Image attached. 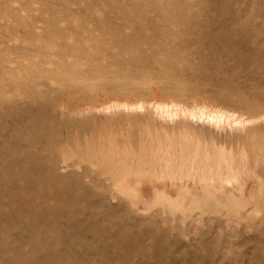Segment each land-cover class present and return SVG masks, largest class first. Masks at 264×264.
<instances>
[{"label": "rangeland", "instance_id": "374dc122", "mask_svg": "<svg viewBox=\"0 0 264 264\" xmlns=\"http://www.w3.org/2000/svg\"><path fill=\"white\" fill-rule=\"evenodd\" d=\"M124 103L134 108L111 107ZM161 103L248 121L215 127ZM248 132L264 135V0H0V264H264V201L225 206L201 199L203 182L173 185L183 173L163 171L170 152L149 168L159 144L188 137L228 141L242 159ZM245 147L264 185V153ZM233 164L246 191L258 187ZM199 168L187 175L211 174ZM229 183L212 188L239 196Z\"/></svg>", "mask_w": 264, "mask_h": 264}, {"label": "bare ground", "instance_id": "6f19581e", "mask_svg": "<svg viewBox=\"0 0 264 264\" xmlns=\"http://www.w3.org/2000/svg\"><path fill=\"white\" fill-rule=\"evenodd\" d=\"M166 11V13L169 15V16H171V14H172V9H169V10H165ZM105 18V17H104ZM102 21H103V19H102ZM100 22V21H99ZM179 22L180 23H183L184 24V22H185V20L184 19H179ZM99 24H102V22L101 23H99ZM98 24V25H99ZM106 24H108L107 22L105 23V25ZM152 26H154V24H151ZM103 26H104V24H103ZM139 27V26H138ZM103 28V27H102ZM153 29H155V27H153ZM104 30H105V27H104ZM111 31H112V29H110ZM110 31V32H111ZM108 32V31H107ZM110 32L108 33V34H110ZM102 33H103V31H102ZM107 34V33H106ZM107 36V35H106ZM111 37L110 38H112V39H116V40H118V41H120L123 45H131V44H135V45H137L138 43L136 42L137 40H138V35H136L135 37H124V38H122V36H123V34H122V32H121V30H119V29H116L115 31H113L112 32V34L110 35ZM60 53V52H59ZM61 54V53H60ZM242 102V101H241ZM163 103H165V102H163ZM163 103H161V104H159V105H157L156 106V108L159 110V111H161L162 113H165V114H168L169 116H172V114L173 115H178L179 113H181V111L183 112V113H186V115L187 114H189V116L191 117L192 116V118H196V117H198V119L200 118L201 120H202V117H207L208 118V121H211V122H213V124L215 123L217 126H215V124H214V126L215 127H218V124H221L222 122H224V121H226V122H229V121H231V122H229V124L230 123H232V122H234V125H241L242 123L244 124V123H246L248 120V118H245V117H243L242 115H240V114H236V113H232V112H230L229 110H227L226 108H223V107H219V108H215V109H207V107H201V106H199V108H188V107H185V106H182V107H180V108H177V109H175V111L174 112H172V113H170L169 112V110L168 109H170L171 107H173L174 105H170V104H168V103H166V104H163ZM116 106H118V107H122V106H124V107H131V108H134L131 104H128V103H124V104H113L111 107H116ZM201 107V108H200ZM165 116H167V115H165ZM196 116V117H195ZM179 117V116H178ZM189 120V119H188ZM205 120H207V119H205ZM250 120H251V118H250ZM249 120V121H250ZM252 120H253V117H252ZM251 120V123L253 122ZM225 122V123H226ZM249 123V122H248ZM247 123V124H248ZM253 124H255V123H253ZM226 125V124H225ZM245 125V124H244ZM222 126H224L223 125V123H222ZM243 126V125H242ZM247 126V125H246ZM43 127V126H42ZM248 127V126H247ZM247 127H245V128H247ZM219 129V128H218ZM228 129H229V127H228ZM240 129V128H239ZM244 129V128H243ZM221 130V129H220ZM223 130H226V129H223ZM233 130V129H232ZM236 130V129H235ZM251 130V129H250ZM249 130V131H250ZM254 130L257 132V130H256V128H254ZM243 131V130H242ZM248 131V130H247ZM252 131V130H251ZM260 131H261V129H260ZM244 132V131H243ZM250 132H248V134H249ZM240 134H242V133H240ZM255 133H252L251 132V134H249L248 136H247V134L246 135H243V136H245L244 137V140L245 141H243V145L244 146H242L241 144L242 143H239V145L240 146H242L243 148H241V149H243V151H242V155H243V157H242V159H237L236 158V156H235V154H236V151L238 150V148H240V147H236L237 148V150L235 149V147H234V149L236 150H234V152L235 153H233L232 151H231V153L232 154H229L228 155V157H227V148L226 149H223V148H225V145L228 143V141H227V143L226 144H224L225 142H223V144H224V146H223V144H221V147H220V144H219V142H218V144H219V146H217L215 143H213V142H211L212 144H214V145H212V146H209V145H205V143H204V147H199L202 143L199 141L200 139H198V140H193V138H191V137H188V138H186V139H182V141L181 142H179L177 145H173L172 143H169V144H167V145H164V144H159V146L156 148V150H155V152L157 153V156H158V158H157V160H153L150 164H149V168L151 167V168H154L155 169V167L157 166V165H161V166H163V163L166 161L165 160V158H164V154L165 153H167V152H170L171 154H172V156H173V160H172V163H171V160H170V167H166V168H164L163 169V171L165 170V169H167V168H171V167H175V166H178L179 168L176 170L175 168V170H176V173L175 174H178L177 172H182L183 174H182V176H177L176 178L175 177H171L172 178V183H173V185H176V183H177V179H182V178H187L188 180H190V179H193V180H195V182H203V185H204V189L206 190V194L201 198V199H204V201H208V202H215V203H217V204H221V203H224L225 204V206H231V205H235V204H237V205H242V206H247V205H251V206H253L252 207V210H256L257 209V207L260 205V202L261 201H264V185H263V183H262V180H261V178H259V180L260 181H258V179L257 178H255L251 173H252V171H251V169L248 167V162L246 161L247 160V151L246 152H244V147H245V145L248 147V149H250V151H251V153L253 154V155H258V154H261V153H264V135L262 136V134H260L259 136L258 135H254ZM237 135V134H236ZM235 135V136H236ZM234 136V137H235ZM239 136V135H238ZM243 136L241 137L242 139H243ZM216 137V136H215ZM237 137V136H236ZM235 137V138H236ZM239 137V138H240ZM218 138V137H217ZM220 138V137H219ZM224 138V137H223ZM234 138V139H235ZM215 138H212V140H214ZM233 139V138H232ZM242 139H240L241 141H242ZM236 140H237V138H236ZM239 140V139H238ZM205 141V140H204ZM234 141V140H233ZM232 141V142H233ZM235 143H236V141H235ZM238 143V142H237ZM209 144V143H208ZM229 144V143H228ZM230 145H231V143H230ZM166 146V147H165ZM223 146V147H222ZM234 146V145H233ZM229 147H231V146H228V148ZM247 147H245V150L247 149ZM233 148V147H232ZM193 150V152H194V154H198L199 153V159H196L195 157H190L191 155H190V152ZM229 150H231V148H229ZM240 150V149H239ZM171 156V155H170ZM264 158V157H263ZM170 159V158H169ZM168 160V159H167ZM233 162H238V164L239 163H241L242 165L244 164L245 165V167L248 169L247 171H246V173H247V175H249L251 178H253V180L254 181H257V182H260V183H257L258 184V187H260V189L258 188V190H257V188L255 187V188H253V189H256L257 191H254L253 189H252V187H251V189L253 190V192L251 191V189H249L250 191V194H248L249 192L248 191H246L247 190V184L245 183V181L243 182L242 180H241V177H240V174H239V172H238V170L236 169V167L234 166V164H233ZM166 163V162H165ZM27 164V163H26ZM26 164H24V165H26ZM167 164V163H166ZM28 165V164H27ZM165 165V164H164ZM199 165H201V166H203V168H204V170L206 169V170H209L210 172H211V174L210 175H205L203 172V170H202V172H200L201 174L200 175H198V176H195V175H187L188 173H192V170H191V168H194V167H196V168H199ZM198 166V167H197ZM237 166V165H236ZM122 167H126V164L125 165H123ZM144 167H145V165H144ZM147 167V166H146ZM160 167V166H159ZM164 167V166H163ZM163 167H160V168H163ZM150 168V169H151ZM26 169V168H25ZM128 169H130V168H128ZM158 168H156V170H157ZM200 169V168H199ZM131 170H133V169H131ZM141 170V169H140ZM149 170V169H148ZM173 170V169H172ZM172 170H169V171H171V173H172ZM197 170L198 169H196V172H197ZM136 171V170H135ZM152 171V170H151ZM150 171V172H151ZM155 171V170H154ZM153 171V172H154ZM162 171V172H163ZM168 171V170H167ZM243 171V170H242ZM138 172V171H137ZM143 172H144V170H143ZM148 172V171H147ZM161 172V174H163ZM164 172H166V170L164 171ZM174 172V171H173ZM195 172V173H196ZM170 173V172H169ZM194 173V174H195ZM158 174H160V173H158ZM30 175V174H29ZM129 175V174H128ZM128 175H126L125 177H127L128 178ZM164 175V174H163ZM260 176V175H259ZM123 178V184L124 185H126V184H129V185H132L131 184V182L129 181V179H126V178ZM260 177H262V176H260ZM34 179V178H33ZM131 179H132V175H131ZM11 180V179H10ZM15 180L16 179H13V181L15 182ZM19 180V179H18ZM151 180V179H150ZM153 181H154V179H152ZM156 180V179H155ZM164 180V179H163ZM183 180V179H182ZM187 180V181H188ZM220 181V183H221V186L223 185L224 186V184L225 183H227V182H230L229 184H233V187H235V189H236V191L237 190H239V192H240V195L239 196H237L235 193H234V189H232L228 194H226L225 195V193H220L221 191H222V189H217V187H221L220 185L219 186H217L216 188H215V190L212 188V187H214V184H216V181ZM5 181H8V179H5V178H0V187L1 186H4L5 185ZM59 181V180H58ZM139 181H141V179H137L136 180V183L137 182H139ZM181 181V180H180ZM179 181V182H180ZM186 181V182H187ZM247 181V180H246ZM24 182V181H23ZM150 182H152V181H150ZM149 182V183H150ZM156 182H157V180H156ZM164 182H166V181H164ZM185 182V183H186ZM18 184L20 183V182H17ZM143 183V182H142ZM146 183V182H145ZM161 183V182H160ZM193 183V182H192ZM4 184V185H3ZM141 183H139V185H140ZM151 184V183H150ZM153 184L155 185L156 183H154L153 182ZM164 183H162V185H163ZM170 184V183H169ZM180 184V183H179ZM133 185H135V183L133 184ZM152 185V184H151ZM195 187H197V184L195 183ZM251 185V184H250ZM17 186V185H16ZM20 186V185H19ZM21 186H23V185H21ZM169 186V185H168ZM171 186V185H170ZM183 186V185H182ZM187 189L190 187L189 185H184ZM200 186V185H199ZM256 186V185H255ZM153 187V186H152ZM164 187H165V184H164ZM171 187H173V186H171ZM192 187H194V186H192ZM254 187V186H253ZM15 188H17V187H15ZM26 188V187H25ZM159 188H161V186L159 187ZM198 188V187H197ZM202 187H201V189H203ZM232 188V187H231ZM22 189V188H21ZM155 189H156V187H155ZM178 189V188H177ZM180 189H181V185H180ZM186 189V190H187ZM199 189V188H198ZM218 191H220L219 193H220V196H222L223 194V197H220L217 193L218 192H216L217 190ZM165 190H167L166 188H165ZM182 191L183 190H185V189H181ZM180 190V191H181ZM189 190V189H188ZM190 190H192V189H190ZM200 190V189H199ZM205 190H203V191H205ZM180 191H179V193H178V195H177V197H175V198H171L170 199V201H171V203L172 204H174V203H177V202H180V197H184V195L182 196V192L180 193ZM194 191V190H193ZM192 191V192H193ZM262 191V194L261 193H259V192H261ZM167 192V191H166ZM183 192H185V191H183ZM253 194H252V193ZM1 193V192H0ZM23 193V192H22ZM164 193V192H163ZM188 193V192H187ZM190 193V192H189ZM195 193V192H194ZM197 193H199V192H197ZM197 193H195L196 195L194 196V195H192V200L194 199L195 201L198 199V195H197ZM68 194V193H67ZM159 194H161V193H159ZM158 194V195H159ZM191 194V193H190ZM230 194V195H229ZM166 195V194H165ZM181 195V196H180ZM67 196H69V195H67ZM73 196V195H72ZM71 196V197H72ZM180 196V197H179ZM76 197V196H75ZM161 197V196H160ZM167 197H168V195H167ZM186 197H187V195H186ZM52 198V197H51ZM219 199V200H216V199ZM62 199V198H61ZM169 199V198H168ZM193 200V202H195ZM222 200H224L223 202H219V201H222ZM242 200V201H241ZM60 201V200H59ZM59 201H58V204H60L59 203ZM198 201V200H197ZM181 202H182V200H181ZM64 203V202H63ZM183 204V203H182ZM198 204V203H197ZM222 205V204H221ZM53 209H54V207H53ZM45 211H48V210H45ZM18 212H20V211H17V213ZM53 212V211H52ZM18 214H21V213H18ZM56 214H57V211H56ZM16 215V214H15ZM14 215V216H15ZM22 215H23V212H22ZM38 215V214H37ZM239 216H241L242 215V213L241 214H238ZM16 216H18V215H16ZM14 217L15 219L17 218V217ZM21 216V215H20ZM20 216H19V218H20ZM39 216H41V215H39ZM54 216V215H53ZM53 216H52V218H53ZM13 217V216H12ZM23 217V216H22ZM21 217V218H22ZM51 217V216H50ZM20 218V219H21ZM40 218V217H39ZM44 218H46V217H44ZM237 218H238V216H237ZM14 219V220H15ZM50 219V218H49ZM54 219H57L56 217H54ZM53 219V220H54ZM55 221V220H54ZM11 223H12V221H10ZM10 224V223H9ZM240 225V224H239ZM89 227V226H88ZM2 228H4V227H2ZM11 227H9V229H10ZM51 252H52V250H51ZM86 252V251H85ZM160 252V251H159ZM144 253V252H143ZM53 254V253H52ZM24 255H26V254H24ZM24 255H22V257L24 256ZM28 255V257L30 256L29 254H27ZM49 255V254H48ZM55 255V254H54ZM47 255H45V257H46ZM58 256H59V254H58ZM130 256V255H129ZM144 256V255H143ZM21 257V256H20ZM20 257H18L17 256V258L15 259L17 262H19L20 264H22V262H23V259H25V257L24 258H20ZM64 258H65V256H63ZM90 257V256H89ZM132 257V256H131ZM194 257H195V255H194ZM193 257V258H194ZM209 257V256H208ZM27 258V257H26ZM30 258H31V256H30ZM62 258V257H61ZM178 258V257H177ZM27 259H29V258H27ZM34 259V258H33ZM32 259V260H33ZM47 259V258H46ZM48 259H50V257L48 258ZM53 259H55L56 261H57V258H53ZM67 259V258H66ZM73 259V258H72ZM190 259V258H189ZM52 260V259H51ZM65 260V259H64ZM71 260V259H70ZM126 260V259H125ZM175 260V259H174ZM182 260V259H181ZM25 261V260H24ZM39 261V260H38ZM62 261V260H61ZM67 261H69V260H67ZM134 261V260H133ZM210 261V260H209ZM208 261V262H209ZM28 262H31V261H28ZM32 262H35L34 260L32 261ZM129 262V261H128ZM179 262V261H178ZM199 262H201V261H199ZM207 262V263H208ZM24 263V262H23ZM41 263V262H40ZM67 263V262H66ZM70 263V262H69ZM202 263V262H201ZM27 264H29V263H27ZM34 264V263H33ZM39 264V263H38ZM42 264V263H41ZM44 264V263H43ZM58 264V263H57ZM60 264V263H59ZM72 264V263H71ZM185 264H192V260L190 261V260H186L185 261ZM194 264V263H193Z\"/></svg>", "mask_w": 264, "mask_h": 264}]
</instances>
